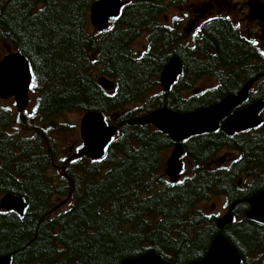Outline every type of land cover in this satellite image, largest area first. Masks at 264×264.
Instances as JSON below:
<instances>
[{
	"label": "trees",
	"instance_id": "16d2710c",
	"mask_svg": "<svg viewBox=\"0 0 264 264\" xmlns=\"http://www.w3.org/2000/svg\"><path fill=\"white\" fill-rule=\"evenodd\" d=\"M95 1L0 0V47L18 51L30 61L34 76L32 102H36L35 110L27 114H18L13 104L4 107L0 102V197L10 193L24 198L28 204L23 216L14 211L0 212V257L12 255V264H80L84 260L88 264H119L130 258L125 255L136 257L152 251L172 264H186L201 259L205 250L191 247L194 231L204 239L221 233L236 247L235 236L227 237L225 228L218 229L216 219L206 217L196 205L212 190L227 196L229 203L258 192L264 187V183L258 186L264 161L254 174V182L240 189L243 157L230 168H203V160L216 153V146L206 147L204 143L225 145L230 138L222 132L199 136L204 142L200 141L201 152L191 155L202 159L201 169L185 176L184 183H179L181 187L172 188L168 181L165 183L163 171L159 176V150L148 146L154 137V145L163 144L168 150L172 140L162 132L140 133V125L130 124L131 118L147 113L157 101L150 97V84L139 92L145 73L136 69L145 66L147 59L141 55L142 59L135 60L130 44L140 34L146 35L152 53L148 59L157 60V43L151 28L158 25L164 10L179 0H122L126 2L122 14L104 32L90 23V9ZM208 28L205 39L212 54L202 47L192 53L195 58L189 53L180 55L188 77L211 71L222 85H227L235 84L242 72L264 70V59L247 44L237 42L224 21L214 22ZM162 48L167 50L165 45ZM218 48L219 53L214 51ZM171 57L170 53L164 55ZM201 57L209 58V62L202 63ZM196 66L200 69L196 70ZM116 67L122 72L116 71ZM101 75L115 81V91L107 92L97 83ZM156 77L154 74L152 80ZM184 88L174 86L160 98L158 107L184 111L183 107L192 103L185 101ZM236 93L214 89L193 102L203 106L206 103H201L208 99L215 102ZM132 102L131 108L136 112L119 119L121 135L108 146L106 160L66 163L61 159L63 148L59 138L67 136L72 128L63 123L65 116H77L76 121L80 122L79 117L85 112L119 111ZM190 141L193 138L184 144ZM65 165L71 181L55 167ZM69 191L72 196L67 206L51 214L58 200L67 198ZM164 199L168 201L165 204ZM248 207L243 203L234 213L239 218ZM156 215L160 216L156 219L157 227L150 231ZM96 223H102L103 229L95 227ZM238 223L230 224L227 230L244 226L250 233H239V237L258 244L257 231L262 228L245 216ZM135 224H139L136 230L141 231L138 238L126 231L127 225ZM116 242L124 246L115 248Z\"/></svg>",
	"mask_w": 264,
	"mask_h": 264
},
{
	"label": "water",
	"instance_id": "95a60500",
	"mask_svg": "<svg viewBox=\"0 0 264 264\" xmlns=\"http://www.w3.org/2000/svg\"><path fill=\"white\" fill-rule=\"evenodd\" d=\"M100 4L101 0H98L92 7L91 21L99 30H104L106 29V22L104 26H101L99 22L101 17ZM124 5L125 3L120 0H108V3L103 5L108 11L107 18L113 17V15L118 16ZM117 9L119 10L117 11ZM181 72L182 66L180 62L176 59L172 60L163 73L162 81L164 87L166 89L171 87ZM31 80L32 76L28 62L22 55L18 53L8 54L0 62V97L7 98L14 95L20 112L24 111L28 105ZM99 82L107 89L113 88L112 82L106 79H100ZM253 83L254 81L250 82L238 95H229L220 103L208 108L186 115H178L168 109H162L140 118L138 122L140 124L153 123L177 141L214 132L220 128L221 119L228 118L235 108L242 105L248 99V92ZM263 108L264 103L258 102L242 111L236 112L222 125V130L228 134H233L235 131H242L259 125L262 122L259 113ZM81 128L86 145L83 153H87L94 158L101 157L103 148L108 144L116 130L107 127L104 124L102 115L96 112L89 113L83 118ZM181 152V146H177L173 151L174 157L169 160L167 174L173 182H176V178L182 171L179 161ZM248 202L252 206L251 210L247 213L248 219L264 224V191L249 199ZM25 208L26 204L24 200L11 194H6L0 201V209L6 211L16 210L20 214H23ZM232 220L233 217L230 214L220 219L218 221L219 228L222 229L231 223ZM241 261L240 257L234 254V248L230 243L222 235H218L212 242L205 258L199 262L190 264H240ZM10 262L11 256L0 257V264H10ZM122 264L169 263L161 257L150 253L137 259L123 261Z\"/></svg>",
	"mask_w": 264,
	"mask_h": 264
},
{
	"label": "flooded vegetation",
	"instance_id": "af4514ba",
	"mask_svg": "<svg viewBox=\"0 0 264 264\" xmlns=\"http://www.w3.org/2000/svg\"><path fill=\"white\" fill-rule=\"evenodd\" d=\"M221 3H223L224 5H232V6L235 5V4H231V0H219L217 3H212V2L204 3L202 0H200V2H198L197 4L198 6H196L197 7L196 10L199 12V16H202L204 12L209 10V8L212 6L210 16L211 18L218 17V19L212 20V22L208 25V27H210V25L213 24L214 22L222 20L230 26L232 36L236 38L237 42L247 44L251 49H254L259 55L261 52H264V0H248L246 2V8H248V10L245 12V14L249 15V18L251 19L250 23H252L249 25H244L242 21L234 20L232 19L231 16H228L230 17L229 19H225L226 17H221V14L217 13V10L222 9L220 6ZM238 9L239 8L235 6L232 13H236ZM216 15H219V16H216ZM195 25H196V22L194 23V21H190L187 24L182 22L180 25V31H178L175 34L176 35L175 37H174V33L171 30H169L168 27H164V34L167 37L166 42H169L177 38L183 41H187L191 49L192 47H195L194 50L198 51L200 49V44H198L197 42L195 43V41L191 40L192 39L191 36L194 33ZM237 25H239L240 27H236L233 29V27ZM185 30H187L189 36L185 35L184 33ZM190 32H191V35H190ZM204 40H205V44H206L205 46L207 48L208 54H212V49L209 48L210 45L206 42V39H205V29H204ZM252 40L257 41V43L255 45L251 44L250 41ZM194 50L192 49V51ZM214 51L219 53L221 52V49L218 48V50H214ZM261 58L264 59V56H261ZM196 68H197L196 70H199L200 66H196ZM257 74H259L258 77L260 78V81L257 83L256 87L254 88V91L264 92V70L262 72H258ZM212 76H216V75L211 72H207L200 80L196 82V84L198 82L200 83V87L197 88L195 86V88L193 89L194 93L196 92L195 93L196 95L200 94L201 92L203 93L212 92L213 89L223 90L225 88L226 90L224 91H235V92L241 89V87L238 88L236 84H228V85L221 84L219 87H216V85L213 84L210 87L209 83L210 82L213 83V81H211ZM232 79H234V77H232ZM252 136H256L257 139L263 140L264 139V124L252 130H248V131L241 132V133H234L233 135H230L231 137L230 142L222 146H226L230 150L237 152L241 155L250 156L253 153H257L260 147L259 143H255L254 140L251 139ZM200 141H190L188 143L189 151L192 152L200 144ZM204 144L210 145V146H217L216 143H204ZM166 152L168 151L164 147V153ZM166 202L167 201H164V204ZM164 211H166L165 208H164ZM234 217H235V220L237 221L238 219L237 216L234 215ZM242 228L243 229L241 230V233L247 234L246 228L244 226ZM224 231L226 235L227 233H229L227 229H225ZM233 234L234 232H231L230 235H233ZM207 238L208 237H205L204 239L205 242L207 241ZM244 243H245V239H244ZM262 243L264 245L263 241ZM245 263H247L246 258L243 259V264Z\"/></svg>",
	"mask_w": 264,
	"mask_h": 264
},
{
	"label": "rangeland",
	"instance_id": "374dc122",
	"mask_svg": "<svg viewBox=\"0 0 264 264\" xmlns=\"http://www.w3.org/2000/svg\"><path fill=\"white\" fill-rule=\"evenodd\" d=\"M248 0H231V4H235L234 6L232 5H224L223 3L220 4L221 8L222 9H219L217 10V13L221 14L223 17H226V16H231L232 19L234 20H239V21H242L244 23V25H249V24H252L250 23L251 19L249 18V15H246L245 12L248 10V8H246V2ZM179 2L181 4H184V5H190V6H193V3L192 2H184V0H179ZM237 6L239 9L236 13H232L234 7ZM184 12H187V18L189 17H194L195 15V11L194 10H189L187 11L186 8H181V7H176L174 9H165L164 10V13L165 15H168L167 16V21L166 23L167 24H170L172 23V17L175 16V15H178V16H182L184 14ZM186 16V15H185ZM206 18L204 17H197L194 19V23L195 22H201L203 20H205ZM187 30L184 31V33H186ZM190 35H191V32H190ZM147 36L146 35H142V40H135L133 41L131 44H130V49L133 53H135V49H139L140 45L142 43H146V46L148 44V39H146ZM146 46L144 45V47L146 48ZM141 50H144V49H141ZM140 50V52H141ZM7 51V48L4 46V47H0V60L4 57V55H6V52ZM139 52V53H140ZM138 53V54H139ZM210 87L213 85L212 82L209 83ZM196 87H200V83H198L196 85ZM159 92L156 91V93ZM192 94H186V97H190ZM14 102V100L12 101H5L6 104H12ZM15 109H16V106H14ZM31 108V107H30ZM124 108H122L123 110ZM126 111V110H125ZM78 115H81V114H78ZM118 114L114 115V116H117ZM84 116V114L82 115ZM66 118L63 119V123L64 124H68V126H70V124H72L74 127H75V121L78 119L77 116H74V115H70V116H65ZM79 119L81 120L82 117H79ZM140 133H144L143 131H139ZM78 143V137H77V134L76 132H70L67 136H62L59 138V144L61 145V147L63 148L62 149V152L64 154H68L69 152V148L72 146V145H76ZM153 143H155V140H151V142L148 144V146H153V148L155 149H158V146H155L153 145ZM173 147H171L169 150H167L169 153L167 154V157H170V154H171V151H172ZM228 155L230 158H233L234 155L231 153V152H228ZM225 158H228V157H225ZM219 159L220 158H217L216 160L213 161L214 162H217L219 163ZM187 162H188V168H190L191 170L193 171H196L197 169H200L202 167V165H200V168H197L199 165V162L198 161H194L192 158L188 157L187 158ZM224 163L223 162H220V165H223ZM185 165H186V171H187V164L185 162ZM158 171H159V176H161V172H165V169H166V166L164 165V159H160L158 164ZM163 166V169L162 171L160 170ZM183 177L185 176H188V173H185L182 175ZM242 178H243V182L244 184L245 183H253L255 178L254 176L252 175H247V172H243L242 173ZM182 180V178H181ZM250 183V184H251ZM175 198H171V200H173ZM215 204V208L212 207V204ZM241 204L240 203H236V206L235 207H239ZM196 209H201L202 211H204L205 214H208V215H216L217 217H224L228 214V211H229V206L226 205V197L224 195H222L219 191H215V190H212L208 196L207 199H205L204 201H201L197 206H196ZM240 219V217H239ZM103 224L102 223H96L95 224V227L99 228V230H102L103 227H101ZM102 228V229H101ZM241 230L242 228H238V229H235V236H237V239L240 243H242L243 241V238L239 237V233H241ZM238 232V233H237ZM200 232L196 233L195 231L192 232V236H193V239H191V243H192V248L194 247L193 250H197V249H200L202 250L205 249V243H204V238L199 234ZM99 241H101V239H98ZM91 241H93V239L91 238ZM195 244H200V247H195ZM94 245L96 246L95 244V240H94ZM123 243L122 242H116L115 243V248H119V247H123ZM91 248V247H90ZM120 259V258H119ZM118 259V260H119ZM117 261V260H116ZM80 264H88L87 260L85 261H81Z\"/></svg>",
	"mask_w": 264,
	"mask_h": 264
},
{
	"label": "bare ground",
	"instance_id": "6f19581e",
	"mask_svg": "<svg viewBox=\"0 0 264 264\" xmlns=\"http://www.w3.org/2000/svg\"><path fill=\"white\" fill-rule=\"evenodd\" d=\"M195 11V10H194ZM195 13H196V11H195ZM147 39V38H146ZM145 46H146V44H145ZM148 46H149V42H148V44H147V46H146V48H148ZM140 54L141 55H143V53L142 52H140ZM99 79H103V77L102 76H100L99 77ZM251 89V88H250ZM212 90V89H211ZM214 90V89H213ZM240 92H237L236 94H231V95H238ZM225 99V98H224ZM252 105V104H251ZM250 105V106H251ZM245 109H246V107H245ZM173 112H175L176 114H178V115H182V113H180V112H177V111H175V110H173ZM234 114H236V112H235V110H233L231 113H230V117L231 116H233ZM223 123H224V120L223 119H221L220 120V124L221 125H223ZM140 125L139 123H136V122H131V125L133 126V125ZM66 126H68V124H65ZM68 127H72V128H74V126L72 125V124H70V126H68ZM117 128H119L118 127V125H117ZM248 130V129H247ZM161 132V131H160ZM215 132V131H214ZM214 132H211V133H214ZM163 134H166L165 132H162ZM118 135V133L117 132H114V134H113V136L114 137H116ZM167 135V134H166ZM190 138H187V139H184V140H179V141H177V140H174V139H171L172 140V142H173V144H172V146L171 147H173V149H172V151H171V154H170V157H169V159H172L173 157H174V154H173V151L175 150V148H176V145L177 144H184L187 140H189ZM105 148H108V145H106L105 146ZM170 149V148H169ZM168 149V150H169ZM72 151H73V156H74V158L76 159V160H78V158H79V153L74 149V148H72ZM233 155H234V157H235V154L233 153V152H231ZM186 155V153L184 152V151H182L181 152V155H180V158H179V161H180V165L182 166V169L184 170V172H186V165H185V159L187 158V156H185ZM233 157V158H234ZM162 169H163V166H162ZM168 167L166 166V169H165V172H163V174H164V177L166 178V180L170 183V182H173L172 181V179H171V177L167 174V171H168ZM181 178H182V180L185 178V177H183V176H180V177H177L176 178V183H178V181H180L181 180ZM239 184H242L241 182H239ZM11 195H13V194H11ZM13 196H16V195H13ZM225 196V195H224ZM16 197H18V198H21V199H23L24 200V198H22V197H20V196H16ZM226 197V199H227V196H225ZM25 201V200H24ZM9 256V255H8ZM133 258H127V259H125L124 261H126V260H132Z\"/></svg>",
	"mask_w": 264,
	"mask_h": 264
},
{
	"label": "snow or ice",
	"instance_id": "6c2138e0",
	"mask_svg": "<svg viewBox=\"0 0 264 264\" xmlns=\"http://www.w3.org/2000/svg\"><path fill=\"white\" fill-rule=\"evenodd\" d=\"M108 3V0H101V4L99 5V8H101V17H100V23H101V26H104L105 25V22L107 20V16H108V11L103 7V5L107 4ZM119 9H117L118 11ZM113 19H119V17L113 15L112 17ZM173 19H179V17H173ZM167 27V26H165ZM237 27H239V25H237ZM251 44L255 45L257 43V41L255 40H252L250 41ZM261 56H264V52H261L260 53ZM93 63H96V61H93ZM84 146L81 145L80 148H77L76 151L79 152L81 150V148H83ZM72 163H76V161H72ZM93 163H99V161H93ZM165 183H167V181H165ZM178 183L180 184H183L184 181L183 180H180L178 181ZM21 219H23V217H21Z\"/></svg>",
	"mask_w": 264,
	"mask_h": 264
}]
</instances>
